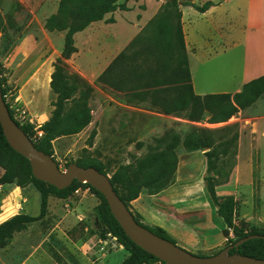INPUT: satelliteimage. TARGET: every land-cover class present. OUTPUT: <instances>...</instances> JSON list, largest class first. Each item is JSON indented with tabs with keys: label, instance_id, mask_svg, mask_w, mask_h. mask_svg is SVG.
Instances as JSON below:
<instances>
[{
	"label": "rangeland",
	"instance_id": "rangeland-1",
	"mask_svg": "<svg viewBox=\"0 0 264 264\" xmlns=\"http://www.w3.org/2000/svg\"><path fill=\"white\" fill-rule=\"evenodd\" d=\"M167 1L164 0L159 11H162V15L167 13L171 16V21L176 22L173 9L165 7ZM57 5L58 0H0V64L1 75L7 86L5 99L11 109L18 111H13V114L24 115V122L35 128L48 120L56 98L49 87V80L52 64L61 52L64 32L47 30L44 23L56 11ZM118 13L112 15L118 18ZM126 15L132 17L133 13ZM109 27L105 31L107 41L113 35V29ZM117 28L124 31L121 24ZM103 34V31L87 26L74 35L76 51L66 61L65 72L77 86L73 98L78 99L91 87L87 98L91 119L80 131L59 136L52 141L51 157L60 170L65 169L67 162L91 158L99 161L105 167L107 175L111 176L119 165L133 164L145 154L159 150L175 137L180 141L190 125L207 126L206 115L209 121L218 107L216 94L204 95L202 114L198 121L189 120L183 111L176 114L175 118L165 120L163 116L142 111L141 109H149L147 104L126 103L120 94L124 89L123 84L115 79L116 73L106 74L102 81H98L97 72L92 68L98 56L104 54L101 48ZM134 39L139 40L138 37ZM256 57L264 62V43L256 52ZM241 62L240 48L226 49L224 54L205 65L192 57L196 89H209L211 87L207 85L230 77L228 74L233 75L240 70ZM172 95L174 98L176 93L173 92ZM70 107L71 104H68L67 108ZM262 113L264 93L252 104L238 108L224 121L227 124L217 128L212 136L218 135L221 130L224 131L225 138H229L239 129L236 117ZM40 134L41 131L38 130L37 135ZM176 156L177 165L172 183L175 181V173L181 184L185 178L191 179L192 186L196 189L194 196L199 200L198 209H205L200 197L203 177L206 175V172L202 175L200 171L201 153L196 151L186 154L179 145ZM227 171V165L218 166L217 182L226 180ZM2 172L0 168V175ZM75 190L67 198L50 195L44 216L28 223L5 246L0 247V264H120L126 251L113 247L107 237L102 239L99 236L98 217L94 212L99 199L87 186L79 185ZM238 191L236 222L243 224L241 221H244L246 227L264 229V189L254 185L248 192L242 191L240 187ZM141 192L146 195L158 193H149L145 187L141 188ZM39 210L40 195L31 183L24 187L14 183L0 184V222L20 212L36 216ZM135 215L141 221V216L137 213ZM211 227L212 231L208 233L207 239L212 244H205L204 235L196 231L184 236L186 241H201L195 248L187 249L171 237L181 248L196 255L208 256L220 251L227 243V238L221 233L224 227L222 219L212 222ZM229 235L233 237L232 233Z\"/></svg>",
	"mask_w": 264,
	"mask_h": 264
},
{
	"label": "trees",
	"instance_id": "trees-1",
	"mask_svg": "<svg viewBox=\"0 0 264 264\" xmlns=\"http://www.w3.org/2000/svg\"><path fill=\"white\" fill-rule=\"evenodd\" d=\"M127 1L58 0L56 11L50 14L44 23L47 30L64 32L61 52L52 64L53 70L49 80V87L55 93L56 98L50 117L37 128L28 122L20 123L14 118L13 111L5 99L7 86L5 78L1 75L0 64V86L3 100L10 116L28 136L35 149L42 150L52 156V141L55 138L74 134L89 123L91 114L87 98L91 87H88L78 99L73 98L72 95L77 86L65 72L66 61L76 51L73 36L76 32L85 29L90 23L103 19L106 13L115 9H127ZM209 5L210 2L208 1L201 5L192 4L198 11H204ZM166 6L172 8L175 12L176 22L171 21V16L167 13L162 15V11H159L149 23L153 25L152 38L147 48L142 49L144 56L141 54V50L133 51L126 60L122 61L124 51L120 52L97 77V80L102 81V77L106 74L116 73L115 79L118 83H132L131 88L126 89V91L141 94L145 98L149 96L151 103L163 112L183 111L189 120L198 121L202 114L203 97L195 94L191 86L188 56L179 22L180 11L178 10L177 0H168ZM111 20L109 18V21ZM1 25L0 18V27ZM134 41L135 39L132 40L133 43ZM120 62L123 63L122 67H120V64L118 65ZM173 92L176 93L174 98L172 96L169 99L163 96L165 93L171 94ZM263 93L264 74L246 82L240 92L234 94L217 93L218 107L209 118V121L222 122L227 120L238 108L252 104ZM161 95L163 98L157 99ZM68 104H71L70 108H67ZM38 130L41 131L40 135H37ZM214 131V129L193 126L184 135L181 144L185 150L209 148L205 152L207 161L206 175L203 177L204 187L215 206L216 214L224 223V227L221 229L222 235L227 238L224 247L250 234L261 235L250 238L237 247L230 248L227 253L264 258V229L254 226L246 227L244 221L241 222L245 226L235 222L236 200L231 195L222 196L216 193L215 186L219 175L218 166H228L227 178L234 161H216L212 157L218 155V153L226 154L229 146L236 142L237 133H233L229 138H219L220 140L215 144L210 134ZM179 142V139L175 137L159 150L147 153L137 159L135 163L119 165L109 176L113 189L128 208L130 202L138 197L141 188L145 187L149 193H156L172 183L177 165L176 148L179 146ZM74 162L81 166H93L100 172L107 174L105 167L95 159L76 160ZM68 163L70 162H67L65 167ZM0 168L3 170L0 175V184L14 183L17 186L24 187L31 183L40 195L38 215L33 216L20 212L0 222V247L5 246L14 234L23 229L28 223L44 216L50 195L67 198L73 194V191L79 185H84L99 199V203L94 207V212L98 217L97 226L100 228L99 236L105 239L109 233L116 238L117 242L127 252L120 264H166L135 244L125 234L110 212L104 196L88 183L73 180L69 186L58 189L44 180L35 178L32 175L28 158L9 145L1 125ZM133 217L139 224L175 243L171 235L162 227L144 225L135 213H133ZM230 233L233 234V237H230Z\"/></svg>",
	"mask_w": 264,
	"mask_h": 264
},
{
	"label": "crops",
	"instance_id": "crops-1",
	"mask_svg": "<svg viewBox=\"0 0 264 264\" xmlns=\"http://www.w3.org/2000/svg\"><path fill=\"white\" fill-rule=\"evenodd\" d=\"M207 1L210 2V5L204 11H198L192 6V4L201 5ZM163 3L164 0H128L126 2L127 9H115L106 13L103 19L88 25V27L104 32L101 41L104 54L98 56L92 67L93 71L96 70L97 77L122 51H124L122 61L126 60L133 50L136 52L141 50L140 52L144 56L142 49L147 48L152 38L151 28L153 25L149 23L159 12ZM177 4L180 11L179 22L188 56L191 86L195 94L201 96L217 93L234 94L240 92L246 82L264 74V62L256 57V52L264 43V0H233V2L232 0H177ZM116 12L120 13L117 14L118 18L112 15ZM129 12L133 13L132 17L126 15ZM109 17L112 18L111 21H107ZM119 24L123 25V32L118 30ZM109 26L113 29V35L107 41L105 31L110 28ZM147 32L150 34L147 35ZM135 37H138L139 40L135 39L133 43L132 40ZM238 48L241 50L242 60L240 70L233 75H231L232 73L228 74L230 77L226 79H220L215 84L207 85V87H211L209 89L200 88L197 90L191 66L192 57H196L201 65H205L217 56L224 54L226 49ZM119 64L122 67L123 63ZM122 84L124 89L120 94L126 103L147 104L149 109H141L142 111L151 115L163 116L162 118L165 120L175 118V115L180 113L179 111L163 112L151 103L149 96L145 98L141 94L125 91L131 88V82ZM172 94L165 93L163 96L170 98L173 96ZM163 96L161 95L157 99L163 98ZM205 118L207 126L200 127L218 130L217 128L227 124L224 121L210 122L207 120L208 115ZM236 119L239 121V129L234 131L237 133L236 142L229 146L226 154L218 153L212 159L234 161L226 180L217 182L215 190L218 195L233 196L238 206L239 187L244 192H248L254 185L264 189V113L246 117L238 116ZM192 128L193 126L190 125L182 136L184 137ZM214 132L210 133L211 136ZM221 132L220 130L218 135L212 136L215 144L220 140L219 138H225L224 131ZM183 137L179 142L180 146H182ZM208 150L209 148L184 149L186 154L196 151L201 153L200 171L202 175L206 172L207 157L205 152ZM188 173L190 175L189 169ZM215 176L217 177V175ZM195 193L196 189L192 186L191 179L185 178L181 184L178 174L175 173V181L172 184L157 194L146 195L141 192L137 198L130 202L129 209L133 213L139 214L142 222L165 229L183 247L195 248L201 241L194 239L186 241L185 234L191 231L199 232L204 235L203 242L210 244L207 236L212 231V222L215 223V220L219 221L220 218L215 212V206L204 185L201 186L200 197L203 199L205 209H198L197 204L199 203L197 202L199 200L194 196ZM171 215L172 218H170ZM234 219L236 222L235 216ZM117 248L124 249L122 246Z\"/></svg>",
	"mask_w": 264,
	"mask_h": 264
},
{
	"label": "water",
	"instance_id": "water-1",
	"mask_svg": "<svg viewBox=\"0 0 264 264\" xmlns=\"http://www.w3.org/2000/svg\"><path fill=\"white\" fill-rule=\"evenodd\" d=\"M0 125L9 145L28 158L32 175L35 178L44 180L58 189L69 186L73 180L88 183L104 196L110 212L125 234L135 244L166 264H264V258L227 253L230 248L237 247L250 238L261 236L259 234L242 237L215 254L200 256L181 248L139 224L113 189L107 174L93 166H80L74 162L68 163L64 170H60L49 154L33 147L28 136L10 116L1 94V86Z\"/></svg>",
	"mask_w": 264,
	"mask_h": 264
},
{
	"label": "built area",
	"instance_id": "built-area-1",
	"mask_svg": "<svg viewBox=\"0 0 264 264\" xmlns=\"http://www.w3.org/2000/svg\"><path fill=\"white\" fill-rule=\"evenodd\" d=\"M11 108V107H10ZM12 111H14V112H16L17 110L15 109H13L12 108ZM18 112V111H17ZM14 115V118L16 119V120H18L20 123H23L24 122V120H23V118H24V115H21L20 116V114L18 113H16V114H13ZM19 115V118L17 117ZM26 122V121H25ZM76 191V190H75ZM74 191V192H75ZM107 238L110 240V242H111V245L113 246V247H120L121 246V244H119L118 242H117V240H116V238L114 237V236H111L109 233L107 234Z\"/></svg>",
	"mask_w": 264,
	"mask_h": 264
}]
</instances>
